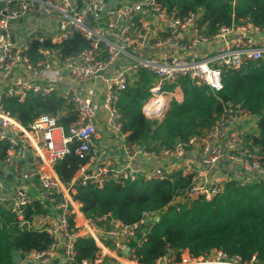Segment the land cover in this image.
I'll return each instance as SVG.
<instances>
[{
  "label": "built area",
  "instance_id": "obj_1",
  "mask_svg": "<svg viewBox=\"0 0 264 264\" xmlns=\"http://www.w3.org/2000/svg\"><path fill=\"white\" fill-rule=\"evenodd\" d=\"M74 32L88 46L69 55L38 46L39 56L31 58L32 41L58 45ZM263 58L264 27L234 23L210 33L199 12L179 14L162 0H0V210L18 230L50 238L43 250L12 251L13 263L260 264L216 247L194 255L169 246L143 262L138 251L159 211L144 210L131 223L112 212L90 217L75 194L78 186L163 180L174 172L188 183L171 204L211 201L233 179L264 184V164L238 127L256 117L239 105L226 103L201 133L159 150L126 141L118 109L121 91L142 70L153 77L151 98L164 97L159 117L168 106L165 95L173 92L166 84L185 76L216 91L224 71ZM31 94H56L63 107L23 125L5 100L23 103ZM64 114L75 119L64 125L58 119ZM108 143L119 148L120 159L106 151ZM71 149L84 162L63 181L55 164ZM80 237L93 240V258H77Z\"/></svg>",
  "mask_w": 264,
  "mask_h": 264
},
{
  "label": "trees",
  "instance_id": "obj_2",
  "mask_svg": "<svg viewBox=\"0 0 264 264\" xmlns=\"http://www.w3.org/2000/svg\"><path fill=\"white\" fill-rule=\"evenodd\" d=\"M162 2L167 7L176 6L179 14L199 12L200 21L206 24L210 33L221 25L234 23L250 22L264 27V0ZM50 44L49 40L32 41L29 47L31 58L39 56L36 52L38 46H55L63 54L69 55L88 46V41L80 33L74 32L62 43ZM221 79L223 86L216 91L206 85H198L185 76L166 84V90L174 91L177 88L182 99L171 97L161 116L155 118L143 111V104L152 97L149 88L153 77L148 71H140L138 78L119 95L118 109L126 141L156 150L176 141H185L209 127L224 105L231 103L256 117L255 129L244 133L243 140L255 150L264 164V58L245 61L238 70L224 71ZM63 103L56 94H31L23 103L14 99L5 100L7 109L23 125L30 123L40 113L57 114ZM58 119L67 125L75 116L64 114ZM83 162L84 159L78 158L71 149L56 162L55 170L66 181ZM187 183V177L174 172L163 180L107 182L102 188L91 184L78 186L75 197L81 201L83 213L90 217L112 212L131 223L144 210L159 211V220L149 226L147 242L138 251L143 262L153 261L169 246L187 248L194 255L216 247L229 254H237L243 260H250L254 256L257 263H264V184L233 179L226 182L223 192L211 201L198 198L171 204ZM0 214V264H14L11 255L14 250H43L47 247L50 238L46 233L18 230L10 224L6 212L0 210ZM75 248L77 258H93L97 250L89 237L78 238Z\"/></svg>",
  "mask_w": 264,
  "mask_h": 264
},
{
  "label": "crops",
  "instance_id": "obj_3",
  "mask_svg": "<svg viewBox=\"0 0 264 264\" xmlns=\"http://www.w3.org/2000/svg\"><path fill=\"white\" fill-rule=\"evenodd\" d=\"M177 89V88H176ZM175 98L177 100H181L182 99V94L181 92L178 90V92H176ZM255 119L253 117H247L246 119H244L243 122H239L238 123V127H240L243 131V134L249 131H252L255 129ZM106 151H110V155L116 159H120L121 153L118 147L113 146V144L108 143V148L106 149ZM237 171V170H236Z\"/></svg>",
  "mask_w": 264,
  "mask_h": 264
},
{
  "label": "bare ground",
  "instance_id": "obj_4",
  "mask_svg": "<svg viewBox=\"0 0 264 264\" xmlns=\"http://www.w3.org/2000/svg\"><path fill=\"white\" fill-rule=\"evenodd\" d=\"M33 53H34V50H33ZM164 101L165 100H164L163 96L162 97L158 96V97L150 98L148 101H146L143 104V109H144V111L146 113L152 114V113L155 112L156 114H158V112L160 111L161 106L163 105Z\"/></svg>",
  "mask_w": 264,
  "mask_h": 264
},
{
  "label": "rangeland",
  "instance_id": "obj_5",
  "mask_svg": "<svg viewBox=\"0 0 264 264\" xmlns=\"http://www.w3.org/2000/svg\"><path fill=\"white\" fill-rule=\"evenodd\" d=\"M176 92H178V89H175L173 92H171V93H167L166 95H165V99L167 100V101H169V99L171 98V97H175V95H176ZM151 116H153V117H155V118H157V116H156V113L154 112V113H152L151 114Z\"/></svg>",
  "mask_w": 264,
  "mask_h": 264
},
{
  "label": "water",
  "instance_id": "obj_6",
  "mask_svg": "<svg viewBox=\"0 0 264 264\" xmlns=\"http://www.w3.org/2000/svg\"><path fill=\"white\" fill-rule=\"evenodd\" d=\"M159 218H160V216L159 215H156L155 216V221H158L159 220ZM68 264H75L74 262H72V261H70Z\"/></svg>",
  "mask_w": 264,
  "mask_h": 264
}]
</instances>
